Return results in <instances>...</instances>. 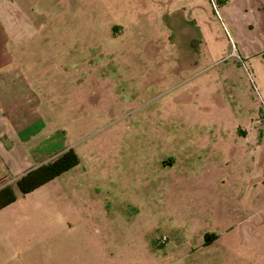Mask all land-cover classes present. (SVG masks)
Returning <instances> with one entry per match:
<instances>
[{"label":"rangeland","instance_id":"rangeland-1","mask_svg":"<svg viewBox=\"0 0 264 264\" xmlns=\"http://www.w3.org/2000/svg\"><path fill=\"white\" fill-rule=\"evenodd\" d=\"M0 72L78 158L7 180L0 264H264V0H0Z\"/></svg>","mask_w":264,"mask_h":264},{"label":"crops","instance_id":"crops-1","mask_svg":"<svg viewBox=\"0 0 264 264\" xmlns=\"http://www.w3.org/2000/svg\"><path fill=\"white\" fill-rule=\"evenodd\" d=\"M1 76H4L2 72H0ZM2 119L3 117L0 116V121ZM33 128L32 121H25L24 124L16 119L12 121L11 127H2V133L5 134L6 140H0V178H7L2 184L7 183L10 178H16L29 167L48 160L65 148L55 137L46 141L33 139L24 147L23 143L30 139ZM2 184L0 183V186Z\"/></svg>","mask_w":264,"mask_h":264},{"label":"trees","instance_id":"trees-1","mask_svg":"<svg viewBox=\"0 0 264 264\" xmlns=\"http://www.w3.org/2000/svg\"><path fill=\"white\" fill-rule=\"evenodd\" d=\"M77 161V155L72 147H66L48 160L29 167L20 173L14 179L15 187L20 193L27 192L74 165ZM15 197L14 188L10 183L0 186V207L13 201Z\"/></svg>","mask_w":264,"mask_h":264}]
</instances>
